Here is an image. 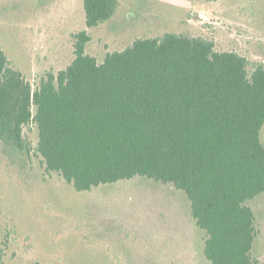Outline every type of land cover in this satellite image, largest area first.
Masks as SVG:
<instances>
[{"label":"trees","instance_id":"obj_1","mask_svg":"<svg viewBox=\"0 0 264 264\" xmlns=\"http://www.w3.org/2000/svg\"><path fill=\"white\" fill-rule=\"evenodd\" d=\"M82 6L92 29L119 1ZM90 41L85 30L73 34L74 59L35 89L0 47V142L34 151L76 192L135 178L171 184L189 200L210 264H258L244 203L264 194V65L248 69L234 52L174 33L135 40L99 64ZM31 124L34 148L23 133Z\"/></svg>","mask_w":264,"mask_h":264},{"label":"rangeland","instance_id":"obj_2","mask_svg":"<svg viewBox=\"0 0 264 264\" xmlns=\"http://www.w3.org/2000/svg\"><path fill=\"white\" fill-rule=\"evenodd\" d=\"M114 17L88 29L82 0H0V47L35 89L46 72L74 59L72 35L86 31V53H107L165 33L201 37L217 52L264 65V0H118ZM34 111V109H33ZM31 147L37 128H24ZM264 146V126L260 131ZM254 215L251 256L264 264V194L244 203ZM206 236L186 195L135 178L76 192L47 173L34 151L0 142V250L4 264H210Z\"/></svg>","mask_w":264,"mask_h":264}]
</instances>
